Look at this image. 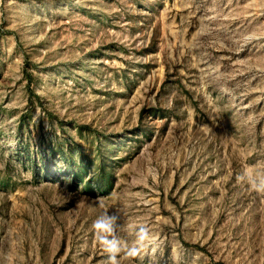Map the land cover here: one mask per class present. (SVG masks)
<instances>
[{
	"label": "rangeland",
	"instance_id": "rangeland-1",
	"mask_svg": "<svg viewBox=\"0 0 264 264\" xmlns=\"http://www.w3.org/2000/svg\"><path fill=\"white\" fill-rule=\"evenodd\" d=\"M246 170L264 0H0V264H105V212L119 264H264Z\"/></svg>",
	"mask_w": 264,
	"mask_h": 264
},
{
	"label": "clouds",
	"instance_id": "clouds-1",
	"mask_svg": "<svg viewBox=\"0 0 264 264\" xmlns=\"http://www.w3.org/2000/svg\"><path fill=\"white\" fill-rule=\"evenodd\" d=\"M247 177L249 182L252 183L253 188L257 190H264V185H256L248 171L246 170L244 175L240 179ZM102 206V205H101ZM118 217L114 214L105 212L98 217L92 227L94 229V235L97 241L103 246V250L107 253V259L105 264H119L118 255L125 248V243L116 236ZM111 237V238H110ZM152 237L147 227L141 226L136 232V240L134 246L128 249V255L136 254L140 248L144 247L147 243H151Z\"/></svg>",
	"mask_w": 264,
	"mask_h": 264
}]
</instances>
